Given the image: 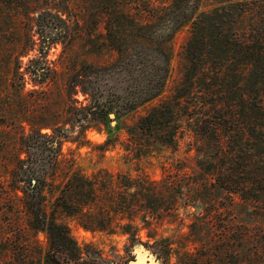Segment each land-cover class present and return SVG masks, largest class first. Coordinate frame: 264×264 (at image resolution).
Listing matches in <instances>:
<instances>
[{
    "label": "trees",
    "instance_id": "trees-1",
    "mask_svg": "<svg viewBox=\"0 0 264 264\" xmlns=\"http://www.w3.org/2000/svg\"><path fill=\"white\" fill-rule=\"evenodd\" d=\"M201 1L133 0L122 12L111 5L104 28L112 43L122 32L123 39L115 44L118 58L79 74L88 77L80 87L90 103L77 114L79 120L103 122L109 113L123 115L160 96L170 74L169 43L189 25L181 80L168 97L138 118L125 149L138 157L152 141L177 150L184 139L199 170L165 167L157 180L143 173L132 177L105 171L92 175L93 180L76 174L55 200L66 213L77 215L85 228L118 227L142 243L137 233L162 222L184 198L183 184L175 176H213L217 187L235 194L245 208L235 224L224 228L220 243L204 230L207 236L201 234L199 242L210 254L206 259L215 251L223 264H264V0H218L205 10H200ZM44 21L38 31L43 45L68 34L63 17ZM48 27L55 34L44 32ZM47 73L44 66L37 83H43ZM19 75L12 82L16 94L24 87ZM51 125L36 129L34 137L21 124L14 125V135L0 129V139H10L0 144V216H9L0 218V264H34L32 242L20 221L46 233L47 261L58 264L57 255L63 253L81 258L67 226L43 204V184L54 177L48 171L55 169L62 142ZM38 150L47 153L48 161L38 158ZM75 179L78 182L72 183ZM188 260L182 259V264Z\"/></svg>",
    "mask_w": 264,
    "mask_h": 264
},
{
    "label": "rangeland",
    "instance_id": "rangeland-1",
    "mask_svg": "<svg viewBox=\"0 0 264 264\" xmlns=\"http://www.w3.org/2000/svg\"><path fill=\"white\" fill-rule=\"evenodd\" d=\"M132 1L0 0V129L14 135V131L17 132L14 125L21 124L25 133L34 137L36 129L51 123L53 131L62 136L55 169L48 171H52L48 176L54 177L47 178L43 184V204L57 222L67 226L80 249L81 258L58 254V264H128L133 257V248L138 244L130 232L118 227L85 228L77 215L61 209L55 196L66 187L71 176L83 174L80 179L93 180L92 175L108 171L127 173L132 177L143 173L157 180L162 177L165 167L171 171L178 167L182 172L199 170L194 152L189 150L184 139L177 150L152 141L146 152L138 157L125 149L129 132L135 128L138 118L168 97L181 80L185 62L183 45L189 25L179 29L169 43L170 74L160 96L123 115L114 113V117H110L108 114L103 122L77 119V114L85 112L90 103L80 87L88 77L79 74L91 72V65L106 66L118 58L119 47L115 44L123 39L122 32L117 34L115 43L106 35L104 26L108 8L113 5L122 12ZM153 1L154 4L170 2ZM217 1L202 0L200 10L212 7ZM50 16L63 17L68 34L59 35L60 39L50 45H43L38 31ZM44 30L55 34L52 28ZM44 66L48 68V77L43 83H37L36 75ZM19 74L24 77V87L21 94H16L12 82L18 80ZM41 131L51 133L46 128ZM8 139L1 138L0 144ZM10 143L16 144L15 141ZM37 154L38 158L48 161L46 152L38 150ZM175 178L183 184L185 193L180 206L162 222H154L151 227L139 231L137 236L160 264H182L186 257L189 259L186 264L210 261L223 264V258L215 251L211 253V259H206L210 254H206L200 245V236H207L211 231L209 235L220 243L225 236L224 228L235 224L237 215L245 207L239 204L235 194L217 187L213 176ZM77 182L75 179L72 183ZM95 182L103 185L102 181ZM5 215L9 217L3 214L0 218ZM19 225L32 242L30 253L34 264L39 258V264H55L45 259L50 258V255L45 256L49 251L46 233L29 229L23 221Z\"/></svg>",
    "mask_w": 264,
    "mask_h": 264
},
{
    "label": "water",
    "instance_id": "water-1",
    "mask_svg": "<svg viewBox=\"0 0 264 264\" xmlns=\"http://www.w3.org/2000/svg\"><path fill=\"white\" fill-rule=\"evenodd\" d=\"M114 117V113H109ZM133 257L128 264H160L157 258L142 243H138L133 248Z\"/></svg>",
    "mask_w": 264,
    "mask_h": 264
}]
</instances>
